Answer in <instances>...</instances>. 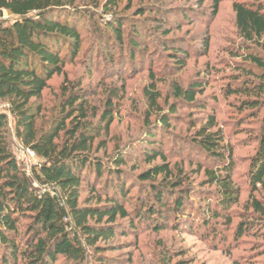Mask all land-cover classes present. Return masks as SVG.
<instances>
[{
	"label": "trees",
	"instance_id": "trees-1",
	"mask_svg": "<svg viewBox=\"0 0 264 264\" xmlns=\"http://www.w3.org/2000/svg\"><path fill=\"white\" fill-rule=\"evenodd\" d=\"M219 3L214 0V14ZM108 4L115 7L118 0ZM146 8L137 10L134 22L124 21L116 12L92 20L96 23L95 41L110 44L113 39L116 47L130 53L140 51L145 24L141 20L150 12ZM233 9L241 39L234 54L242 56V66L234 80L237 86L229 84L224 94L240 96V108L253 109L261 118L259 147L249 165V182L257 190L264 187V0H236ZM0 10L12 15L8 23L0 25V103L5 101L8 106L0 110V264H88L92 252L95 261L103 264L107 247L99 242L112 239L124 221L131 229L137 220L155 231L166 229L171 220L194 226L197 220L191 197L196 187L187 184L183 168L169 163L162 137L169 131L177 107L172 104L162 109L157 82L153 80L144 89L147 118L137 138L150 167L132 175L127 169L128 148L119 146L111 154L98 155L106 144L101 141L95 148L98 135L93 133L90 116L96 113L81 85L65 87L67 99L48 126L39 125L42 109L33 105L34 99L42 98L49 80L64 72L68 58L79 54L83 42L79 22L82 16L93 18L91 12H82L69 0H0ZM190 17L184 10V21L189 22ZM126 24L130 25L124 35ZM163 31L167 38L170 31L165 27ZM164 40L162 48L172 62L185 65L189 52L186 42ZM204 45L209 46V38ZM205 87L206 83L197 81L185 88L174 84L173 94L176 101L209 112L207 122L195 127L188 143L206 162L224 165L214 170L197 162L205 172L201 184L215 185L220 194L217 201L206 202L196 217L204 228H212L211 221L222 216L220 210L227 211L238 202L239 190L233 182V148L226 143L215 112L208 111L203 97H197ZM106 109L111 113L103 115L104 129L109 131L114 114L111 100ZM8 114L16 139L40 158L31 177L16 161ZM31 178L40 189L32 185ZM131 187L137 188L136 196ZM85 189L88 193L82 199ZM255 208L259 211L263 207L255 201ZM241 225L242 235L248 226Z\"/></svg>",
	"mask_w": 264,
	"mask_h": 264
},
{
	"label": "rangeland",
	"instance_id": "rangeland-1",
	"mask_svg": "<svg viewBox=\"0 0 264 264\" xmlns=\"http://www.w3.org/2000/svg\"><path fill=\"white\" fill-rule=\"evenodd\" d=\"M69 1L82 12L90 11L93 18L82 16L79 23L83 42L79 54L75 58L69 57L64 72L49 80L42 98L33 100L34 107L42 109L39 125L48 126L59 115L67 99L65 87L76 89L81 85L91 110L96 113L90 116L93 133L98 135L95 148L101 141L106 144L98 155L111 154L119 146L128 148L127 169L137 175L150 167L144 159V146L137 138L146 125L148 101L144 89L155 80L161 93L162 109L167 110L172 104L177 107L169 131L162 133L169 163L183 168L187 173V184L196 187V194L191 197V210L197 220L194 226L184 222L173 224L171 220L166 229L155 231L137 220L131 229L130 223L124 221L112 239L99 242L107 247L103 264H264V187L253 190L249 182L250 161L259 147L261 118L253 109L240 108V96L224 94L229 84L237 86L234 80L240 75L238 68L242 66V56L234 54L241 40L235 25L233 3L236 0H220L215 14L214 0H118L115 7L108 4L109 0ZM146 6L150 12L141 20V24H145L141 28L140 51L130 53L116 47L113 39L110 44L95 41L96 23L92 20L111 17V13L116 12L124 21L134 22L137 10ZM184 10L191 13L189 22L184 21ZM98 13L101 15L97 16ZM11 18V14L1 12L0 25ZM129 25H125L124 35ZM164 27L170 31L167 38H164ZM206 37L209 38L208 47L204 45ZM168 38L177 40L176 44L186 42L189 52L185 65L172 62L171 55L162 48L164 39ZM192 81L206 83L204 91L197 97H203L209 105L208 111L215 112L226 143L233 148V182L239 190L238 202L227 211L220 210L222 216L211 221L212 228H204L196 217L201 215L206 202L217 201L220 194L215 185L201 184L205 172L200 170L197 162L214 170L223 164L206 162L188 143L195 127L207 122L209 112L198 110L192 104L184 105L176 101L173 94L174 84L185 88ZM108 100L113 102L114 114L109 131H105L103 115L111 113L106 109ZM0 106L8 107L5 101ZM9 118L15 150L14 122L11 115ZM154 119L152 116L151 121ZM39 161L38 157L36 163ZM31 181L37 187L32 178ZM131 189L136 196L137 188ZM87 193L85 189L82 199ZM255 201L261 204L262 210H256ZM241 224L248 226L242 235L239 232ZM94 254H90L88 264H98Z\"/></svg>",
	"mask_w": 264,
	"mask_h": 264
},
{
	"label": "built area",
	"instance_id": "built-area-1",
	"mask_svg": "<svg viewBox=\"0 0 264 264\" xmlns=\"http://www.w3.org/2000/svg\"><path fill=\"white\" fill-rule=\"evenodd\" d=\"M4 107L0 106V110H2ZM10 116V114H8ZM15 155H16V161L19 165V167L27 173L28 176L31 177L32 169L34 166H36V160L38 156L36 153L29 147H25L22 145L18 140H16L15 143ZM36 184V183H34ZM37 188L38 185L36 184ZM40 189V188H38Z\"/></svg>",
	"mask_w": 264,
	"mask_h": 264
},
{
	"label": "crops",
	"instance_id": "crops-1",
	"mask_svg": "<svg viewBox=\"0 0 264 264\" xmlns=\"http://www.w3.org/2000/svg\"><path fill=\"white\" fill-rule=\"evenodd\" d=\"M1 12H7V14L9 13L8 11H6V10H0V15H1ZM10 14V13H9Z\"/></svg>",
	"mask_w": 264,
	"mask_h": 264
}]
</instances>
